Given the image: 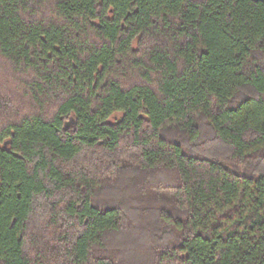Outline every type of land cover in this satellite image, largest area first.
Instances as JSON below:
<instances>
[{"label": "trees", "instance_id": "1", "mask_svg": "<svg viewBox=\"0 0 264 264\" xmlns=\"http://www.w3.org/2000/svg\"><path fill=\"white\" fill-rule=\"evenodd\" d=\"M4 70L0 264H264V0H0Z\"/></svg>", "mask_w": 264, "mask_h": 264}, {"label": "rangeland", "instance_id": "2", "mask_svg": "<svg viewBox=\"0 0 264 264\" xmlns=\"http://www.w3.org/2000/svg\"><path fill=\"white\" fill-rule=\"evenodd\" d=\"M5 71V74H2L1 73V71H0V78L2 79H6V77H8L9 78V81H10V75H8V72L6 71V70H4ZM7 72V73H6ZM12 78V77H11ZM13 79V78H12ZM11 79V85L14 83V79L12 80ZM121 118V114H117L116 116H115V119L117 120V119H120ZM86 158H88L87 156H86ZM111 172V171H110ZM119 182H121V179H120V181ZM123 182V181H122ZM143 182V181H142ZM132 183V182H131ZM130 186V185H129ZM128 186V187H129ZM136 187H138V186H130V188L131 189H128L126 192H124L123 194H127V195H129L131 192H140V190H144L145 188H142V187H139V188H136ZM147 189V188H146ZM141 193V192H140ZM134 194V197H137V196H143L142 194ZM160 194V193H159ZM154 197H155V195H153ZM152 195H150V198L151 197H153ZM128 197V196H127ZM111 200V198L107 195V197H101L100 198V202H104V203H107L108 201H110ZM135 240V239H134ZM133 240V241H134ZM148 242V237H147V241H146V239L144 240V241H142L141 240V244L142 245H144V244H146Z\"/></svg>", "mask_w": 264, "mask_h": 264}]
</instances>
